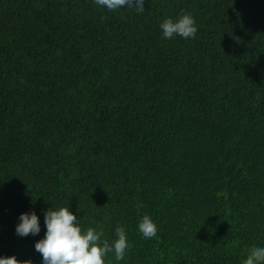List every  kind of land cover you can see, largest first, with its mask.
I'll return each mask as SVG.
<instances>
[{
  "label": "trees",
  "instance_id": "16d2710c",
  "mask_svg": "<svg viewBox=\"0 0 264 264\" xmlns=\"http://www.w3.org/2000/svg\"><path fill=\"white\" fill-rule=\"evenodd\" d=\"M144 8L0 0V256L41 264L51 205L109 243L123 226L118 264H244L264 246V0ZM182 12L196 35L164 39ZM31 211L41 231L21 237Z\"/></svg>",
  "mask_w": 264,
  "mask_h": 264
},
{
  "label": "clouds",
  "instance_id": "9594fccd",
  "mask_svg": "<svg viewBox=\"0 0 264 264\" xmlns=\"http://www.w3.org/2000/svg\"><path fill=\"white\" fill-rule=\"evenodd\" d=\"M93 2L109 11L121 9L122 6L132 8L137 13L145 10V0H93ZM159 28L164 39H171L174 36L189 39L197 33L194 18L191 14L183 12L175 19L172 17L163 19ZM41 211L45 231L43 237L34 243V249L41 255V264H106L105 257L110 253L118 264L131 247L123 226L118 225L115 228V238L109 243L103 238L102 229L82 227L80 219L69 210L68 205H51ZM137 230L144 239L153 238L157 234V226L147 214L138 221ZM40 231L41 224L35 211L20 213L15 226L17 235L35 236ZM0 264H32V261H20L14 255L0 256ZM244 264H264V246L254 247L244 260Z\"/></svg>",
  "mask_w": 264,
  "mask_h": 264
}]
</instances>
